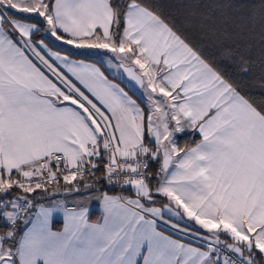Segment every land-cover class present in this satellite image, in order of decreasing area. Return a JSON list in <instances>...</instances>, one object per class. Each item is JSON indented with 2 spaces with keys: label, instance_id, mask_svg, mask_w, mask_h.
Returning a JSON list of instances; mask_svg holds the SVG:
<instances>
[{
  "label": "snow or ice",
  "instance_id": "6c2138e0",
  "mask_svg": "<svg viewBox=\"0 0 264 264\" xmlns=\"http://www.w3.org/2000/svg\"><path fill=\"white\" fill-rule=\"evenodd\" d=\"M245 25L219 36L234 41ZM41 32L103 50L147 107L100 67L34 40ZM249 71L242 56L222 69L145 0H0V264H257L264 98L243 90ZM186 131L200 139L180 147ZM62 185L79 194L71 206L39 203Z\"/></svg>",
  "mask_w": 264,
  "mask_h": 264
},
{
  "label": "trees",
  "instance_id": "16d2710c",
  "mask_svg": "<svg viewBox=\"0 0 264 264\" xmlns=\"http://www.w3.org/2000/svg\"><path fill=\"white\" fill-rule=\"evenodd\" d=\"M145 2L167 17L190 42L199 46L213 58L215 63L229 73L238 70L239 57H244L248 61L250 71L245 74L243 90L257 100L264 98V26L261 22L264 9L261 8V0H145ZM253 16H255L254 20L251 19ZM241 18L246 22L242 36L234 41L222 40L219 33L224 30L232 33L240 31L236 28V23ZM41 37L53 51L65 55L70 54L69 57L74 59L93 61L89 56L76 55L70 52V46L68 45H64L59 41L57 43L51 42L52 37L43 32L33 39L39 40ZM229 47L234 50L231 58L223 55V49ZM176 138L180 147L194 146L199 141L198 135L193 132L177 135ZM155 165L154 163L150 165L152 170ZM96 171L97 176L100 178V183L97 186L106 187L103 182V166H100ZM44 198L45 196H41L38 200L39 203L43 202ZM90 219L97 220L93 212ZM166 231L171 233L168 230ZM171 234L182 238L173 233ZM182 239L190 241L186 238ZM192 243L198 245V243ZM261 258L258 256L257 259L256 257V261Z\"/></svg>",
  "mask_w": 264,
  "mask_h": 264
},
{
  "label": "crops",
  "instance_id": "0c3cea01",
  "mask_svg": "<svg viewBox=\"0 0 264 264\" xmlns=\"http://www.w3.org/2000/svg\"><path fill=\"white\" fill-rule=\"evenodd\" d=\"M53 51V50H52ZM61 54V53H60ZM61 55H64V54H61ZM103 56H104V54H102ZM84 56H87V55H84ZM70 59H72V60H77V61H83L84 63H86V64H94L95 66H97V67H100L101 68V70L102 71H104L103 70V68L101 67V64H99V62H97L95 59H93L92 58V60L93 61H86V60H82V59H74V58H71V57H69ZM106 74V73H105ZM107 75V74H106ZM109 78L110 79H112L110 76H109ZM114 82H117V81H115L114 79H112ZM118 83V82H117ZM189 132H191V131H186V132H184V133H179V134H177V135H183V134H185V133H189ZM196 134L198 135V137H199V139H200V136H199V133L198 132H196ZM158 169H159V166L158 165H155V167H154V169L152 170L153 172H157L158 171ZM153 183H155V180H153ZM64 187H70V186H64V185H62V187H61V191H59V192H56V193H53V192H51V193H49L47 196H45V198H44V203L43 202H41V204H47V202L49 201V200H51V199H56V198H67V202H68V204H69V206H71L72 205V203H73V201H72V196L73 195H79V194H75V193H71V194H69V193H65L64 191H63V188ZM97 187H102V186H97ZM87 203H88V205H89V208H90V216H91V213L93 212V215H95L96 217H97V220L98 219H100V217H101V215H102V209H101V207H100V205H99V201L98 200H96V199H92V200H90V201H87ZM158 206V205H157ZM56 220H57V227H62V217H57L56 218ZM93 221V220H92ZM96 221V220H95ZM179 223L181 224V226L183 227L184 226V224L185 223H187L190 227H192V226H194L195 228H199V226L198 225H194V222H192V221H187L186 220V218H185V221H179ZM160 228L161 229H165L164 231L166 232V234L168 233L166 230H168L169 232H171V233H173V234H175V235H177V236H179V237H182V238H186V239H188V240H192V237H190V236H185L183 233H181L180 231H177V230H174V229H172L170 226H168V225H165L164 223H160ZM200 231L201 232H203L204 230L203 229H200ZM174 238H178V237H176V236H173ZM193 242V241H192ZM195 246V245H194ZM257 259H258V257H257Z\"/></svg>",
  "mask_w": 264,
  "mask_h": 264
},
{
  "label": "rangeland",
  "instance_id": "374dc122",
  "mask_svg": "<svg viewBox=\"0 0 264 264\" xmlns=\"http://www.w3.org/2000/svg\"><path fill=\"white\" fill-rule=\"evenodd\" d=\"M53 43H57L54 38H52ZM70 46V52L76 54V55H87L93 59H95L99 64H101V67L103 68L104 72L110 76L112 79L117 81L121 84L122 87L125 88L126 91H129V94L133 96L134 99H137V102L141 104L142 107H147V100L145 95L143 94V91L138 88V86L134 85V82H129L127 79V76L125 73H123V70L121 69L119 72H117L114 68H110L108 64L105 61V58L102 54L103 50L94 49V50H78L75 48H72ZM83 53V54H82ZM65 55V54H64ZM110 55V54H109Z\"/></svg>",
  "mask_w": 264,
  "mask_h": 264
},
{
  "label": "built area",
  "instance_id": "2783aa9c",
  "mask_svg": "<svg viewBox=\"0 0 264 264\" xmlns=\"http://www.w3.org/2000/svg\"><path fill=\"white\" fill-rule=\"evenodd\" d=\"M106 185V184H105ZM106 187H107V185H106ZM117 191H119V189H117ZM40 199V197H38V200ZM191 241H193V242H195V243H200V241L198 240V239H193L192 238V240ZM257 264H264V257H262L259 261H257Z\"/></svg>",
  "mask_w": 264,
  "mask_h": 264
}]
</instances>
